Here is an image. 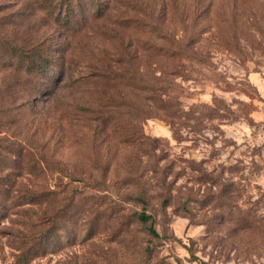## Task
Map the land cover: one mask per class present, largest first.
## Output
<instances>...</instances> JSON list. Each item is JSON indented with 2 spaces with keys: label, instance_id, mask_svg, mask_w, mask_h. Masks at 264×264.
Returning <instances> with one entry per match:
<instances>
[{
  "label": "rangeland",
  "instance_id": "374dc122",
  "mask_svg": "<svg viewBox=\"0 0 264 264\" xmlns=\"http://www.w3.org/2000/svg\"><path fill=\"white\" fill-rule=\"evenodd\" d=\"M37 1L0 0V264L44 213L25 264H264V0Z\"/></svg>",
  "mask_w": 264,
  "mask_h": 264
},
{
  "label": "trees",
  "instance_id": "16d2710c",
  "mask_svg": "<svg viewBox=\"0 0 264 264\" xmlns=\"http://www.w3.org/2000/svg\"><path fill=\"white\" fill-rule=\"evenodd\" d=\"M65 0H38L37 3L39 6L41 5L43 8L48 9L49 11L52 10L54 11V4L56 8V3L57 2H64ZM67 1V0H66ZM61 5V4H59ZM14 51L17 53V60L20 61L21 63L26 61L25 65V70L28 71L29 73L35 72V71H41L37 70L38 68L36 67L37 63V58H34L33 56L40 57L39 52H36L34 55L31 57H27L24 55H20V50L17 48H13ZM26 54V53H25ZM42 70L44 68H41ZM26 203L30 204H39L44 201V194L43 193H38V194H33L25 200ZM138 220L142 224H147L151 221L150 216H145L144 214H140L138 216ZM45 225H46V216L45 213L43 214L42 217H40L39 221L36 222L33 225V228H36L34 231L33 235L28 236L27 239L21 243V246H19V255L17 256L18 262L21 264H25L31 257L37 256V255H42L46 251V247L48 245V235H47V230H45ZM149 232L157 237L156 232L152 228V226H149Z\"/></svg>",
  "mask_w": 264,
  "mask_h": 264
}]
</instances>
